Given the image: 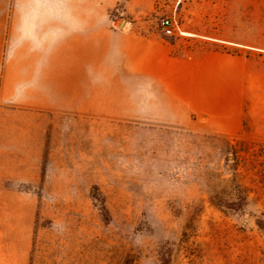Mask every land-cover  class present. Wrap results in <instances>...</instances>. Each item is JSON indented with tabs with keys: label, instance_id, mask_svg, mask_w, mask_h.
<instances>
[{
	"label": "rangeland",
	"instance_id": "374dc122",
	"mask_svg": "<svg viewBox=\"0 0 264 264\" xmlns=\"http://www.w3.org/2000/svg\"><path fill=\"white\" fill-rule=\"evenodd\" d=\"M91 24L219 56L222 95L241 94L239 131L206 114L157 124L133 96L77 111L67 38ZM0 41V264H264V0H0Z\"/></svg>",
	"mask_w": 264,
	"mask_h": 264
},
{
	"label": "crops",
	"instance_id": "0c3cea01",
	"mask_svg": "<svg viewBox=\"0 0 264 264\" xmlns=\"http://www.w3.org/2000/svg\"><path fill=\"white\" fill-rule=\"evenodd\" d=\"M50 32L51 40L55 45L60 43L57 50L61 51V28ZM28 38L35 43L38 39L37 45L41 41L40 36L33 34ZM67 39L76 43L72 70L77 75L70 94L83 97L77 100V111L89 112L87 105L92 104L95 97L133 96V110L145 111V116L157 124L172 125L186 122L190 114H206L210 128L225 135L239 131L241 94L235 87L233 93L222 95L219 66L216 69L215 62L209 61L220 60L219 56L182 57L174 54V43L156 33L136 34L124 29L113 30L103 24H91L86 30L71 33ZM1 56L0 41V62ZM6 63L13 61L7 59ZM53 63L56 72L65 70L56 66L60 64L57 61ZM210 64H214L212 69H209ZM93 69L98 72L97 77ZM99 101L107 104V99ZM148 111L152 113L147 115Z\"/></svg>",
	"mask_w": 264,
	"mask_h": 264
},
{
	"label": "trees",
	"instance_id": "16d2710c",
	"mask_svg": "<svg viewBox=\"0 0 264 264\" xmlns=\"http://www.w3.org/2000/svg\"><path fill=\"white\" fill-rule=\"evenodd\" d=\"M233 195L235 196L234 197L235 199H238L239 201H243V202H247L249 198L248 192L240 184H235ZM218 204L221 207L225 206L222 201L221 203H218ZM256 225L261 230V232L264 234V220L258 219L256 221Z\"/></svg>",
	"mask_w": 264,
	"mask_h": 264
},
{
	"label": "built area",
	"instance_id": "2783aa9c",
	"mask_svg": "<svg viewBox=\"0 0 264 264\" xmlns=\"http://www.w3.org/2000/svg\"><path fill=\"white\" fill-rule=\"evenodd\" d=\"M160 27L166 36L176 35V32L179 31L176 23L168 16L162 17L160 19Z\"/></svg>",
	"mask_w": 264,
	"mask_h": 264
},
{
	"label": "water",
	"instance_id": "95a60500",
	"mask_svg": "<svg viewBox=\"0 0 264 264\" xmlns=\"http://www.w3.org/2000/svg\"><path fill=\"white\" fill-rule=\"evenodd\" d=\"M124 21H125V20L122 19V20L119 22L118 26L122 25Z\"/></svg>",
	"mask_w": 264,
	"mask_h": 264
},
{
	"label": "bare ground",
	"instance_id": "6f19581e",
	"mask_svg": "<svg viewBox=\"0 0 264 264\" xmlns=\"http://www.w3.org/2000/svg\"><path fill=\"white\" fill-rule=\"evenodd\" d=\"M181 34H182V32H181Z\"/></svg>",
	"mask_w": 264,
	"mask_h": 264
}]
</instances>
